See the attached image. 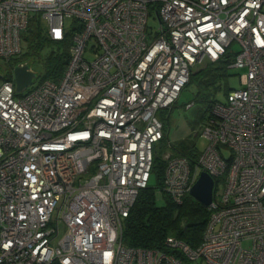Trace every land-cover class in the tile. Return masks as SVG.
<instances>
[{
  "label": "built area",
  "instance_id": "1",
  "mask_svg": "<svg viewBox=\"0 0 264 264\" xmlns=\"http://www.w3.org/2000/svg\"><path fill=\"white\" fill-rule=\"evenodd\" d=\"M37 15L50 39L74 30L57 80L35 72L24 92L0 80V264H264V0H0V59L20 53ZM233 43L241 86L214 103L194 166L176 155L164 172L178 203L201 170L213 177L200 244L124 245L164 134L158 111Z\"/></svg>",
  "mask_w": 264,
  "mask_h": 264
},
{
  "label": "trees",
  "instance_id": "2",
  "mask_svg": "<svg viewBox=\"0 0 264 264\" xmlns=\"http://www.w3.org/2000/svg\"><path fill=\"white\" fill-rule=\"evenodd\" d=\"M33 20L35 19H31L22 33L30 49L24 54L7 59L5 64L8 69L0 66L2 79H12L11 67L13 68L16 63L29 61L26 58L27 53L31 51L39 53L45 44H49L50 48L42 56L44 72L43 74L38 73V78L57 80L61 76L69 59V47L74 28L70 27L63 39L53 40L47 36L46 30L43 32L40 27L34 26ZM233 57L234 52L227 50L219 59L207 60L198 67L195 66L191 71L187 84L194 82L197 87L196 100L208 111L199 122L203 126L213 116V105L219 101L216 97L217 91L224 87L227 95L232 89L227 82V71L231 67ZM171 146L172 152L169 157L184 156L192 167L201 153L196 144L188 142L187 139H182ZM167 159L158 155L155 149L150 173V178L151 175L155 176V183L151 184L149 181L147 186L139 191L128 216L123 220L121 241L126 246L154 248L180 255L178 251L167 247V240L169 238L179 239L191 248H196L202 240L210 209L189 193L183 195L180 203L173 200L165 190L163 183ZM221 179L215 178L216 181H221ZM182 260L183 264H195L187 258H182Z\"/></svg>",
  "mask_w": 264,
  "mask_h": 264
},
{
  "label": "rangeland",
  "instance_id": "3",
  "mask_svg": "<svg viewBox=\"0 0 264 264\" xmlns=\"http://www.w3.org/2000/svg\"><path fill=\"white\" fill-rule=\"evenodd\" d=\"M34 19L35 20L32 21L33 25L40 27L42 31L45 32L46 27L43 24L41 16L37 15ZM148 25L152 29H155L158 25V19L154 12H152L151 16L148 18ZM90 44L91 42L88 43V45ZM49 48L50 45L45 44L39 51V53H35L33 51L27 53L26 58L31 61V69L34 72L43 74L44 64L42 61V56L49 50ZM28 49H30L28 41L22 37L21 51L18 55L26 53ZM236 49H238L236 43H233L229 48L230 51ZM92 54V49L89 48L87 49L85 57L91 59ZM6 61L7 60L5 59H0V66L5 68L7 67L8 69V66L5 64ZM199 65L200 64L196 65V67H198ZM12 69L13 68L11 67V71ZM240 72L241 70L238 68L229 67L227 71V82L231 88H239L241 86L239 80ZM196 92L197 87L194 82L187 84L180 92L177 101L174 103L170 110L160 109L158 111V116L164 123V136L161 140L155 142L154 148L156 149V153L163 159H167L170 156L172 152L171 144H177V142L181 141L182 139H187L188 142L195 143L200 152L205 148L207 144V140L202 136L201 133L203 125H201L199 122L201 121L202 116L207 115L208 111H206L204 105L196 100ZM216 97L220 102L226 101V93L224 87L220 88L217 91ZM155 180V176L151 175V178L149 180L150 183L154 184ZM221 191L222 183L218 182L216 192L217 194H219ZM64 231L65 228L62 225V227L60 228V235L63 234Z\"/></svg>",
  "mask_w": 264,
  "mask_h": 264
},
{
  "label": "water",
  "instance_id": "4",
  "mask_svg": "<svg viewBox=\"0 0 264 264\" xmlns=\"http://www.w3.org/2000/svg\"><path fill=\"white\" fill-rule=\"evenodd\" d=\"M36 77V73L29 69L28 63H17L12 69V78L17 92L23 91L24 88L31 85ZM2 74L0 73V79ZM215 182L213 177L206 171L201 170L189 189V194L208 206L213 200Z\"/></svg>",
  "mask_w": 264,
  "mask_h": 264
}]
</instances>
